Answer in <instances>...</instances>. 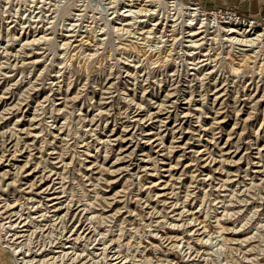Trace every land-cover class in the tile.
Returning <instances> with one entry per match:
<instances>
[{
    "label": "rangeland",
    "instance_id": "obj_1",
    "mask_svg": "<svg viewBox=\"0 0 264 264\" xmlns=\"http://www.w3.org/2000/svg\"><path fill=\"white\" fill-rule=\"evenodd\" d=\"M147 1L0 0V264H264V0Z\"/></svg>",
    "mask_w": 264,
    "mask_h": 264
},
{
    "label": "bare ground",
    "instance_id": "obj_2",
    "mask_svg": "<svg viewBox=\"0 0 264 264\" xmlns=\"http://www.w3.org/2000/svg\"><path fill=\"white\" fill-rule=\"evenodd\" d=\"M128 1H134V0H128ZM173 1V3H174V5L176 4L177 5V2L179 3V0H172ZM147 2H152L151 0H149V1H147ZM188 10H190L191 12H189L188 13V15L189 16H191V18H196L199 14H198V10L196 9V8H189ZM201 27H203V26H201ZM253 28V27H252ZM251 28V29H252ZM250 30H245V32H246V34L249 32ZM243 32L244 31H242V32H238L237 31V29L235 28V27H231V28H229L228 30H226L225 31V33H228V34H238V35H240V34H243ZM252 33V32H251ZM197 34H199L198 32H192L191 33V36H194V35H197ZM245 35V34H244ZM257 36V38L259 37L260 38V36L262 35V34H256ZM256 38V39H257ZM252 40V39H251ZM253 40H255L254 38H253ZM248 43L250 42V39L249 40H246ZM245 41V42H246ZM248 46H250V45H248Z\"/></svg>",
    "mask_w": 264,
    "mask_h": 264
},
{
    "label": "crops",
    "instance_id": "obj_3",
    "mask_svg": "<svg viewBox=\"0 0 264 264\" xmlns=\"http://www.w3.org/2000/svg\"><path fill=\"white\" fill-rule=\"evenodd\" d=\"M200 1H202V0H200ZM228 1L233 2L234 4H242L244 11L253 10V7H255L259 4L258 0H228ZM252 2H253V4H252Z\"/></svg>",
    "mask_w": 264,
    "mask_h": 264
},
{
    "label": "built area",
    "instance_id": "obj_4",
    "mask_svg": "<svg viewBox=\"0 0 264 264\" xmlns=\"http://www.w3.org/2000/svg\"><path fill=\"white\" fill-rule=\"evenodd\" d=\"M217 10H218V12H219L220 14H222V15H226V17H229V14L231 13V11H229V9H227V8H218ZM258 20H262V21H264V15H260ZM250 24H252V21H251ZM250 24H249V25H250ZM252 25H253V24H252ZM253 26H254V25H253Z\"/></svg>",
    "mask_w": 264,
    "mask_h": 264
}]
</instances>
